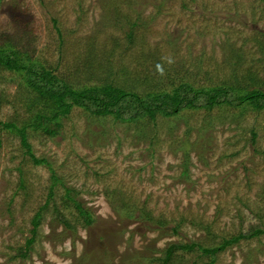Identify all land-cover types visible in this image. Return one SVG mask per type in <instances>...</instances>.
<instances>
[{
	"label": "rangeland",
	"instance_id": "1",
	"mask_svg": "<svg viewBox=\"0 0 264 264\" xmlns=\"http://www.w3.org/2000/svg\"><path fill=\"white\" fill-rule=\"evenodd\" d=\"M8 40L78 90L264 88V0H0ZM26 86L0 67L1 123L22 127L41 110ZM60 124L54 136L28 129L31 154L0 125V264H163L174 244L197 246L167 264H211L202 248L264 231V111L121 122L75 107ZM213 264H264V233Z\"/></svg>",
	"mask_w": 264,
	"mask_h": 264
},
{
	"label": "trees",
	"instance_id": "2",
	"mask_svg": "<svg viewBox=\"0 0 264 264\" xmlns=\"http://www.w3.org/2000/svg\"><path fill=\"white\" fill-rule=\"evenodd\" d=\"M131 34V33H130ZM0 67L22 77L23 83L30 88L33 99L30 110L41 107V110L34 113L28 122L19 127L16 122L1 123L7 128L15 129L21 136L23 145L31 154V145L28 143L27 131L33 128L38 130L42 128L49 135H56L57 130L52 128L61 126L62 117L70 114L75 107L84 109L89 114L96 117L112 116L116 121L132 122L138 121L145 116L156 119L158 114L163 117H173L178 115L182 110H208L215 108H241L251 106L253 109L264 111V88L260 87H236L233 85L222 84L207 89H196L190 83H181L172 92H149L142 96L136 92H130L123 88L105 84L100 87H91L78 90L67 84L65 81L53 75V72L38 60H33L31 52L23 50L19 43L11 40L0 43ZM91 66L87 68L90 70ZM37 94V95H36ZM49 113V115H46ZM254 138L256 132L253 131ZM1 145V140H0ZM36 164L46 163V160H40L32 155ZM53 180H61L54 176ZM68 193L74 191L68 189ZM51 192H54L53 189ZM74 200L78 210L83 216L86 225L92 226L94 219L81 205ZM42 221V213L39 212L34 218L35 228L32 230L33 237L28 240L27 250L36 241L37 230ZM177 228L175 229V231ZM264 233L258 229L251 235H240L232 241L225 242L224 246L218 248H202L204 254L210 255L213 264L216 260V254L223 251L232 242L249 238ZM197 245H172L166 250V258L162 259L163 264H167L176 250H191ZM27 254L24 253L25 256Z\"/></svg>",
	"mask_w": 264,
	"mask_h": 264
}]
</instances>
